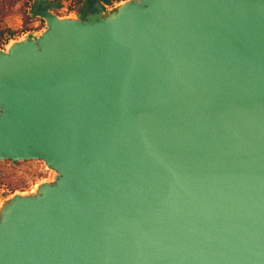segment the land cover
I'll return each instance as SVG.
<instances>
[{
  "label": "water",
  "instance_id": "obj_1",
  "mask_svg": "<svg viewBox=\"0 0 264 264\" xmlns=\"http://www.w3.org/2000/svg\"><path fill=\"white\" fill-rule=\"evenodd\" d=\"M0 48V264H264V0H124Z\"/></svg>",
  "mask_w": 264,
  "mask_h": 264
},
{
  "label": "rangeland",
  "instance_id": "obj_2",
  "mask_svg": "<svg viewBox=\"0 0 264 264\" xmlns=\"http://www.w3.org/2000/svg\"><path fill=\"white\" fill-rule=\"evenodd\" d=\"M38 1L0 0V48L7 50L14 41L39 35L47 28L46 21L40 15H33ZM86 1L47 0L52 7L50 10L61 17L79 15L85 11ZM122 1L124 0H112L106 7L112 9ZM42 3L44 5V0ZM0 176L5 178V184L0 187L1 207L15 193L34 192L38 184L54 180L56 172L41 160H25L17 163L5 160L0 161Z\"/></svg>",
  "mask_w": 264,
  "mask_h": 264
},
{
  "label": "flooded vegetation",
  "instance_id": "obj_3",
  "mask_svg": "<svg viewBox=\"0 0 264 264\" xmlns=\"http://www.w3.org/2000/svg\"><path fill=\"white\" fill-rule=\"evenodd\" d=\"M105 6L112 2V0H102ZM86 9L87 11L94 12L96 11L95 5L98 3V0H87L86 1Z\"/></svg>",
  "mask_w": 264,
  "mask_h": 264
},
{
  "label": "trees",
  "instance_id": "obj_4",
  "mask_svg": "<svg viewBox=\"0 0 264 264\" xmlns=\"http://www.w3.org/2000/svg\"><path fill=\"white\" fill-rule=\"evenodd\" d=\"M42 1L43 0H39L38 1V5L40 4V3H42ZM57 5H59L58 3H57ZM44 7H47L48 9H52V7H51V5L47 2V0H44V5H43ZM33 15H40L39 14V8H38V6L36 7V10H34L33 11ZM12 34L10 33V36H11ZM9 161H12V160H9ZM13 162V161H12ZM5 178H4V176H0V187H1V185H4L5 183Z\"/></svg>",
  "mask_w": 264,
  "mask_h": 264
},
{
  "label": "bare ground",
  "instance_id": "obj_5",
  "mask_svg": "<svg viewBox=\"0 0 264 264\" xmlns=\"http://www.w3.org/2000/svg\"><path fill=\"white\" fill-rule=\"evenodd\" d=\"M23 194H26V193H23Z\"/></svg>",
  "mask_w": 264,
  "mask_h": 264
}]
</instances>
